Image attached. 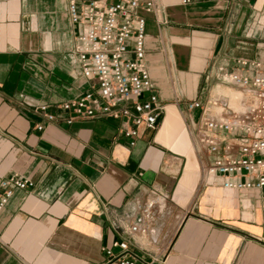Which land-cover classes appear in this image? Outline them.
Here are the masks:
<instances>
[{"label": "crops", "instance_id": "1", "mask_svg": "<svg viewBox=\"0 0 264 264\" xmlns=\"http://www.w3.org/2000/svg\"><path fill=\"white\" fill-rule=\"evenodd\" d=\"M145 18V60L164 110L129 146L117 120L49 122L38 111L55 112L92 84L67 0H0V178L29 182L0 212V264H102L115 225L127 228L149 201L148 237L130 238L139 250L165 264H264L261 192L204 180L203 110L187 108L216 100L210 111L219 112L231 104L222 75L264 61V0H156Z\"/></svg>", "mask_w": 264, "mask_h": 264}, {"label": "built area", "instance_id": "2", "mask_svg": "<svg viewBox=\"0 0 264 264\" xmlns=\"http://www.w3.org/2000/svg\"><path fill=\"white\" fill-rule=\"evenodd\" d=\"M184 2L188 0H183ZM69 18L76 26L73 49L83 77L92 80L83 94L57 104L56 111L43 103V119L71 124L73 118L119 121V133L133 146L140 127L155 130L164 106L152 88L145 60V14L156 0H67ZM241 71H227L222 80L240 93V107L228 104L219 112L192 100L189 110L202 109L196 130L211 160L201 169L208 184L227 190H257L264 207V61L242 60ZM43 130V125L36 126ZM29 186L18 173L0 178V212L17 189ZM153 201L140 208L138 218L117 229L118 239L103 249L102 264H165L160 256L132 245L134 235L148 237Z\"/></svg>", "mask_w": 264, "mask_h": 264}, {"label": "bare ground", "instance_id": "3", "mask_svg": "<svg viewBox=\"0 0 264 264\" xmlns=\"http://www.w3.org/2000/svg\"><path fill=\"white\" fill-rule=\"evenodd\" d=\"M235 95H237L235 98H233L231 95H229L230 100H231V105L233 106V108L235 109H239L240 107V95L237 92H233Z\"/></svg>", "mask_w": 264, "mask_h": 264}, {"label": "rangeland", "instance_id": "4", "mask_svg": "<svg viewBox=\"0 0 264 264\" xmlns=\"http://www.w3.org/2000/svg\"><path fill=\"white\" fill-rule=\"evenodd\" d=\"M220 88H223L227 91V94L231 95L233 98H235L237 95H235L233 92H237L239 95V91L235 89L234 87L231 86H225V85H220ZM232 106V105H231ZM233 107V106H232Z\"/></svg>", "mask_w": 264, "mask_h": 264}]
</instances>
